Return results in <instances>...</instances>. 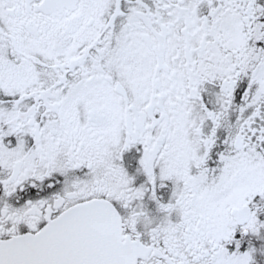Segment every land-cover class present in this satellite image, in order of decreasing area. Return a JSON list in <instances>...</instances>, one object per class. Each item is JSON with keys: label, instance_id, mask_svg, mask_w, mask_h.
Returning <instances> with one entry per match:
<instances>
[{"label": "snow or ice", "instance_id": "6c2138e0", "mask_svg": "<svg viewBox=\"0 0 264 264\" xmlns=\"http://www.w3.org/2000/svg\"><path fill=\"white\" fill-rule=\"evenodd\" d=\"M0 264H264V0H0Z\"/></svg>", "mask_w": 264, "mask_h": 264}]
</instances>
